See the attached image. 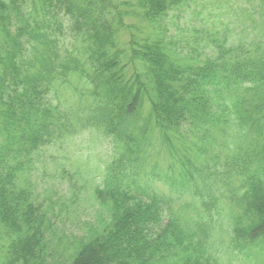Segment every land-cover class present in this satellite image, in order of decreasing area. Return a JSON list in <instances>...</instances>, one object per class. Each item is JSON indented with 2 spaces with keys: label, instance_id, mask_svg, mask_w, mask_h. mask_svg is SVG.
Segmentation results:
<instances>
[{
  "label": "trees",
  "instance_id": "1",
  "mask_svg": "<svg viewBox=\"0 0 264 264\" xmlns=\"http://www.w3.org/2000/svg\"><path fill=\"white\" fill-rule=\"evenodd\" d=\"M199 1L0 0V264H50L33 161L85 128L116 157L66 264H226L221 223L228 252L264 255V47L217 30L198 60L167 19ZM72 76L88 86L84 121L51 100ZM162 152L165 168L147 166Z\"/></svg>",
  "mask_w": 264,
  "mask_h": 264
},
{
  "label": "rangeland",
  "instance_id": "2",
  "mask_svg": "<svg viewBox=\"0 0 264 264\" xmlns=\"http://www.w3.org/2000/svg\"><path fill=\"white\" fill-rule=\"evenodd\" d=\"M167 24V34L176 38L193 55L197 52L198 60L208 53L214 55L210 53L213 45L207 39L209 33L217 30L227 31L229 42L236 46L254 48L260 43L264 47V0H201L182 7L179 13H172ZM204 31H207L206 35H198ZM61 84L56 85L51 95L53 104L65 114V118L78 116L84 121L86 113L81 110H87L91 102L88 86L73 76L67 83ZM60 142L41 149L33 161L30 176L43 204L46 208L51 207L50 211L47 210L52 218L50 264L70 261L75 237H82L95 227L103 210L95 197V188L103 179L107 164L116 157L112 138L97 128H85ZM154 161L165 168L166 153L154 155L147 166ZM147 166L143 168L142 175ZM158 185L164 189L162 183ZM178 202L181 204L183 200ZM224 216L226 214L218 216L219 223ZM226 230L224 224L216 225L211 237L218 243L219 249L225 251L221 252V257L226 264H264V255L256 249L251 251L252 257L247 251L228 252L232 249L223 235Z\"/></svg>",
  "mask_w": 264,
  "mask_h": 264
}]
</instances>
